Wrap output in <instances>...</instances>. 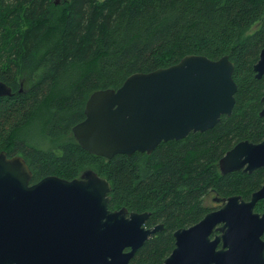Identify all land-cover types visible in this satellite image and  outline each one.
I'll return each instance as SVG.
<instances>
[{
	"label": "trees",
	"instance_id": "1",
	"mask_svg": "<svg viewBox=\"0 0 264 264\" xmlns=\"http://www.w3.org/2000/svg\"><path fill=\"white\" fill-rule=\"evenodd\" d=\"M263 46L264 0H0V80L11 88L0 96V151L24 158L30 183L96 171L110 183L109 209L148 211L145 224L162 225L131 264H163L176 229L230 195L249 199L264 183V167L221 174L217 165L238 141L264 139V74L253 70ZM186 54H226L233 62L237 88L229 115L161 141L150 153L104 158L75 140L71 129L92 92ZM254 210L264 212V198Z\"/></svg>",
	"mask_w": 264,
	"mask_h": 264
},
{
	"label": "water",
	"instance_id": "2",
	"mask_svg": "<svg viewBox=\"0 0 264 264\" xmlns=\"http://www.w3.org/2000/svg\"><path fill=\"white\" fill-rule=\"evenodd\" d=\"M233 62L186 54L177 62L128 75L117 88L92 92L71 131L82 148L111 158L150 153L161 141L203 131L229 115L236 82ZM264 74V46L253 65ZM11 88L0 80V96ZM261 101L264 114V90ZM221 174L264 167V139L240 140L217 162ZM21 155L0 151V264H128L161 224L145 227L148 211L108 208V180L91 168L72 179L48 175L30 183ZM264 183L249 199L230 195L196 223L173 232L164 264H264ZM130 248L124 251V248Z\"/></svg>",
	"mask_w": 264,
	"mask_h": 264
},
{
	"label": "rangeland",
	"instance_id": "3",
	"mask_svg": "<svg viewBox=\"0 0 264 264\" xmlns=\"http://www.w3.org/2000/svg\"><path fill=\"white\" fill-rule=\"evenodd\" d=\"M255 27H256V24L254 26L250 27L245 34H250L252 31H254ZM205 204L207 206L212 205L213 204L212 198L211 197L206 198Z\"/></svg>",
	"mask_w": 264,
	"mask_h": 264
},
{
	"label": "flooded vegetation",
	"instance_id": "4",
	"mask_svg": "<svg viewBox=\"0 0 264 264\" xmlns=\"http://www.w3.org/2000/svg\"><path fill=\"white\" fill-rule=\"evenodd\" d=\"M143 225H144L145 227H153V226L158 225V224H155V225H153V226H147V225L145 224V222H144ZM161 229H162V228H161ZM161 229H160V230H161ZM152 234H154V233H152ZM152 234H151V235H152ZM151 235H149L148 238H149ZM148 238H147V239H148ZM173 238H174V237H173ZM147 239H146V240H147ZM146 240H145V241H146ZM145 241H144V242H145ZM142 245H143V244H142ZM142 245H141V246H142ZM141 246H140V247H141ZM172 249H173V248H172ZM128 250H130L129 247H128V248H127V247L124 248V251H125V252L128 251ZM135 252H136V251H135ZM135 252H134V253H135ZM170 252H171V251H170ZM133 255H134V254H133ZM133 255H132V257H133ZM167 256H168V255H167ZM167 256H166V257H167ZM132 257L129 259L128 264H131V259H132ZM166 257H165V258H166ZM165 258H164V259H165ZM163 264H164V260H163Z\"/></svg>",
	"mask_w": 264,
	"mask_h": 264
},
{
	"label": "bare ground",
	"instance_id": "5",
	"mask_svg": "<svg viewBox=\"0 0 264 264\" xmlns=\"http://www.w3.org/2000/svg\"><path fill=\"white\" fill-rule=\"evenodd\" d=\"M215 124H216V123H215ZM215 124H214V125H215ZM214 125H213V126H214ZM213 126H212V127H213ZM137 249H138V248H137ZM137 249H136V250H137Z\"/></svg>",
	"mask_w": 264,
	"mask_h": 264
}]
</instances>
